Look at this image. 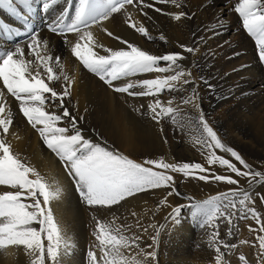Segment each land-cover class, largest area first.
<instances>
[{"label":"snow or ice","instance_id":"obj_1","mask_svg":"<svg viewBox=\"0 0 264 264\" xmlns=\"http://www.w3.org/2000/svg\"><path fill=\"white\" fill-rule=\"evenodd\" d=\"M168 4L182 9L180 0H0V9L21 17L25 28L21 33L0 24V32L9 39L22 34L27 36L23 45L0 50V84L8 96L18 102L19 113L58 159L86 206L111 210L139 193L170 189L159 201V206H165L168 197L179 195L172 173L181 174L183 178L235 186L202 201L188 197L187 207L201 228L212 229L208 243L214 247V264H229L226 255L237 249V244L225 241L219 231V221L223 219L227 221L231 235L234 217L252 219L258 225V229L249 227L250 232L258 231L256 243L251 246L258 248L257 264H264V218L255 207L256 197L264 203V194L251 188L253 184L257 188L264 187V171L254 170L236 150L226 145L200 109L193 66L182 63L189 54L196 55L198 46L180 45V52L156 55L103 27L106 21H112L121 14L128 29L154 42L156 38L150 34L149 27L145 22L134 19L129 6L147 21L153 19L146 11L148 9L176 22L193 18L184 10L171 12L157 7ZM16 5L29 16L36 11L34 5H40L39 10L48 17L45 21L47 31L62 38L71 56L83 69L112 92L132 98H151L147 100L145 111H142L144 103L139 107L130 104L134 112L141 116L149 115L156 124L167 118L177 131L195 129L199 133L195 144L201 149L209 167L195 162L168 163L163 157L144 159L141 163L109 145L99 134L96 141L86 137L79 127L84 116L73 115L66 106L74 78L64 72L61 55L52 54L50 41L30 27L27 17L21 16ZM234 11L242 21L243 30L254 40L260 62L264 63V0H239ZM94 27H99L125 47L113 49L99 43L92 31ZM69 34L74 36V40L69 39ZM159 40L167 42L163 34ZM147 74L156 75L154 78H141ZM61 78L63 90L58 91L55 84ZM199 80L211 89L206 77L199 76ZM189 85L192 87H186ZM164 93L188 94L179 95L177 103L176 95L164 102L161 99ZM181 105H191L198 115L183 113ZM13 125V112L5 100L4 91L0 90V186L10 189L0 192V250L22 247L32 257L30 264H65L66 260L74 257L77 245L56 220L51 207L53 201L63 196V187L55 179L50 182L13 151L7 140ZM213 165L236 178L210 172ZM237 178L245 179L249 187L242 186ZM181 214L182 206H173L168 219L173 225H179ZM116 219L114 217L111 223H105L93 217L95 228L92 235L98 243L91 245L87 252L88 264H152L156 261V251H146L139 243V235L125 234L131 225L116 224ZM148 227L157 230L152 244L147 245L152 249L158 243L159 228L163 226L150 224ZM148 227L143 231L147 232ZM249 243L247 240L239 241V244ZM94 249L99 250V256ZM238 259L245 261L246 257L239 255Z\"/></svg>","mask_w":264,"mask_h":264},{"label":"bare ground","instance_id":"obj_2","mask_svg":"<svg viewBox=\"0 0 264 264\" xmlns=\"http://www.w3.org/2000/svg\"><path fill=\"white\" fill-rule=\"evenodd\" d=\"M187 1L191 5H203L202 15L195 13V16L197 19L199 18L202 21L205 19L206 23L204 29H208V31L206 34L199 31H190V34L187 35L186 38L174 43V52L182 51L180 45L198 46L196 55L192 56L189 54L188 59L182 63L185 66H193V76L196 78L195 87L197 88L198 95L200 97V109L204 112L211 126L215 131H217L218 135L226 145L236 150L249 165H259V161H264V148L255 136L253 137L246 131V125L244 123H236L235 118L240 108H257L260 112H264V81L261 80L253 68L250 69L243 67L241 69H236V62L232 59L236 57L239 61L247 57V54L242 53V50L240 51V49L244 48L242 46H245L246 43L245 38L242 35V33H244L242 23H237L233 18L234 3L231 0ZM36 6L37 13L34 16L36 19L35 24L45 18L42 17V13L40 14L41 11H38L40 9V5ZM128 10L133 12L134 19L141 20L140 14L133 10L131 6H129ZM199 12L201 13V11ZM23 17H27V20H29L32 16L28 17L23 15ZM118 18L120 19V22L115 25L113 30V24L111 21H106L103 27L107 28L109 31L112 30L111 32L115 36H119L123 39L128 37L138 38L143 46L151 49L152 52L150 53L152 54H163L157 52L159 46L163 43V41L159 40V36L157 34L150 32V34L156 39L154 42L149 41L146 38L141 37L133 30L128 29L127 25L123 23V16L121 14ZM0 19L2 20L0 23L4 24L3 22L5 19H3L1 15ZM33 21L34 20L32 18V20H30V24L34 26L35 24H33ZM36 28L38 29V27ZM46 29L41 27L38 31L34 30L39 33L43 39H47L50 42H63L62 38L49 33ZM92 31L97 41L106 47H108L111 44V41L114 40L105 32L101 31L99 27H97V29L94 27ZM157 31L158 34H163L160 29H157ZM172 32L177 39H180V32L178 30L173 29ZM23 37L11 39L5 38V43L0 42V50L14 48L17 44L23 45L27 40V38L23 39ZM20 39L23 40L18 41ZM69 39L74 40V36L69 34ZM212 53H215V55ZM66 56H68V54H66ZM28 58L32 59V57ZM61 62L63 63V61ZM64 70L70 77L74 78V83L71 88V96L66 100V106L72 114H75L77 117L84 116V120L81 121L80 124L90 123L92 117L100 115L112 126L117 127L122 137L118 145L123 154L134 159L132 151L142 146L139 141L140 135L142 133H146L148 136H154V134L163 127L162 124L167 118L162 120L160 124H156L149 119L147 120L144 116H141L137 112H134L129 105L131 104L134 107H139L140 103H142V99L126 97L123 94L112 92L111 89L104 85L103 82L99 81L97 77L83 69L82 65H80L78 61H75L70 68L65 63ZM82 70L83 72L79 74ZM155 75L156 74H150V78H154ZM199 76L207 78L208 83L212 85L211 89L199 80ZM63 83L64 81L61 78V80L55 84L58 91L63 90ZM186 87L190 88L192 86L189 85ZM0 90L5 93V100L8 103V107L12 110V112H15L14 125L10 129V134L7 137V140L12 144L13 151L19 154L25 162L35 167L37 171L50 182L55 179L63 187V196L61 199L53 201L51 207L56 220L59 222L61 227L65 229L68 225L65 196H71L72 186H74L71 182V178L67 176L58 159H55L52 156L53 153H51L50 150L43 145V141L40 140L38 133L27 124L26 119L19 113L18 102H16L14 98L8 96L6 90L2 89V84H0ZM187 94L188 93H164L162 94L161 99L166 102L172 95H176L178 103L179 95ZM95 102H100L101 106H96ZM183 106L184 105L180 106L182 112L186 113L185 109L182 108ZM188 106L191 107L190 115H198L195 108L191 105ZM57 111L59 110L57 109ZM230 120L232 121L230 122ZM254 121L264 127V113L255 118ZM12 133H15V135L13 136ZM193 136V142L195 143V139L197 137L196 135ZM193 145L194 144L192 142H190V145H185V152H187L188 159H190L189 156L192 153L191 148ZM195 146V148L199 150L198 152L201 153L199 146ZM218 154L220 153L218 152ZM202 157L203 156H201V158ZM158 158L160 157L153 156L150 159ZM185 159L187 160V158ZM194 160L195 157H192L190 162H193ZM203 160L204 162L202 165L205 167L207 163L205 159ZM177 162H181V160L176 158L175 163ZM196 163L199 162L197 161ZM260 166L264 167L262 164ZM224 172L227 171L225 170ZM201 185L203 187V184ZM244 187L248 188L249 186ZM229 188L233 187L226 185V187H218L216 190L207 189L203 191V193L200 192V194L199 188L197 196H192L191 194V196L188 197H191L193 201H202L219 192L226 191ZM251 188L264 194V187L257 188V185H255L251 186ZM6 190L8 191L9 189L6 188ZM1 191L2 190L0 189V192ZM192 193H195V191ZM188 197H186L183 201L176 202L175 204V206H182V216H185L187 213L186 209L189 204ZM173 203L174 201L171 197H168V204L165 205L166 210H168V207ZM144 207L145 202L141 197L136 195L130 199L131 214L135 213V216L138 219L142 218V210ZM255 207L257 208V211L261 213V217L264 218V203L260 202L259 197H256ZM169 223H171L172 227L169 226V228L171 227L170 229L173 233L170 238H168L169 243L166 249H169L170 247L172 248V251L157 255L156 261L152 262V264H214V250L211 253L202 251L204 248L199 243L200 238L190 229L187 230L188 226L184 228L181 224L172 225V222ZM231 227L232 231L231 235H229V225L227 221L224 220L222 230H219L221 238L225 241L237 244V249L226 255L225 259L229 262V264H257L256 253L258 252V248H253L251 244L256 243L258 231H249V227L258 229L256 222L252 219H239L238 217H234L233 225ZM137 232L139 236L148 237L151 231L148 230L147 232H144L143 229H139ZM166 232L167 230L165 231V234ZM168 235L169 234H167V237ZM240 240H247L250 243L239 244ZM239 255H244L246 260L239 261ZM31 259L32 257H30L22 247H10L0 252V264H30Z\"/></svg>","mask_w":264,"mask_h":264},{"label":"rangeland","instance_id":"obj_3","mask_svg":"<svg viewBox=\"0 0 264 264\" xmlns=\"http://www.w3.org/2000/svg\"><path fill=\"white\" fill-rule=\"evenodd\" d=\"M231 1L234 3V7L239 2L238 0H231ZM149 2H151V0H149ZM180 2L182 4V10L188 12L189 15H192V17H193L192 19H182L181 21L176 22V21H172L170 17L164 16L160 13H156V12L152 11L151 9L146 10L153 17V19L151 21H147L146 18H143L140 15L141 20L143 22H145L146 25L149 27L150 32H153V33L157 34L158 36H160L161 34H158V31H157V29H160L161 32L163 33V35L166 37L167 42L163 41V43L159 46L157 52H160L163 54L168 53V52H174V46H173L174 43L177 41H181L182 39L186 38V36L190 34V31H192V32H198L199 31V32H202L203 34H206L208 31V29H204L205 23H206L205 19L202 21L199 18L197 19V17L195 16V13L202 15L203 5L202 4L191 5L187 0H180ZM63 6H64L63 2H61V7H63ZM16 7L20 11L22 17H23V15H26L28 17L32 16L31 19L28 20V23L33 30L34 29L36 30L37 29L36 27H38V29L36 31L40 30L41 27L46 29L44 21H46V19L48 17L45 16V14L40 12V14L42 13L41 14L42 17H45V18L42 21H40L39 23H37L38 24L37 25V24H35L36 19L34 17L37 13V9L32 15L29 16L21 6L16 5ZM34 7L36 8L37 6L34 5ZM69 7L71 8L70 5H69ZM157 7L162 8L164 11H171V12L180 11V9H178L175 6H172L170 4H168V5H157ZM38 11H40V10H38ZM199 11H201V13ZM8 14L9 13L6 10L0 9L1 17L3 19H5L3 23L12 27V28L16 27L15 29H18L21 33H24L25 32L24 21L22 19H20L21 17L13 16L11 14L8 15ZM6 16H7V18H6ZM118 17H120V14H117L114 21L113 20L111 21L113 24L112 30L114 29L115 25H117L120 22V19ZM32 18L34 20L33 24H35L34 25L35 27L32 24H30V20H32ZM233 18L237 23H242V21L240 20L238 15L235 13V11H234V17ZM1 21L2 20L0 19V22ZM0 24H2V23H0ZM22 29L24 32L22 31ZM96 29H97V27H96ZM173 29H176L180 32V35H179L180 39H177L173 35V32H172ZM242 35L245 38L246 45L242 46L244 48L240 49V51L242 50V53L247 54V57H245L244 59L239 60V61L237 60L236 57L232 58L236 62V69H241L243 67L250 68V69L253 68V70H255V72H257V74L261 78V80L264 81V63L260 62V60H259L258 50L255 46V42H254V40H252L247 35V33L245 31H244V33H242ZM3 36H4V34L2 32H0V42L1 43H5V38L8 39L7 36H4V37ZM18 37H23V39L27 38V36H25L23 34L20 36H12V38H18ZM23 39H20L18 41H21ZM125 40L138 45L143 50H146L148 52H152L150 48L143 46L140 43L138 38H129L128 37ZM50 47L53 48V53H52L53 55H61L63 65L66 63L67 66L70 68L75 63V61H76L75 58L71 56L70 50H68V47H66L64 45V42H61V41L50 42ZM108 47H111L113 49H119V48H122L125 46L121 45L119 43V40H112L111 44ZM66 54H68V56H66ZM56 71L59 72L60 69L57 68ZM64 72L66 73L65 70H64ZM82 72H83V70L80 71L79 74H81ZM146 77L150 78V74H147L146 76H144L142 78H146ZM139 99H142V103H145L144 109H142V111H145L146 106H147V100L151 99V98H139ZM95 105L100 107L101 103L95 102ZM182 108L185 109L186 114H190V111H191L190 106L184 105ZM263 113L264 112H260L259 109H257V108H253V109L240 108L237 115H236L235 122L236 123H238V122L244 123L246 125V131L250 135H252L253 137L255 136L259 140L261 146L264 148V127H263V125H259L258 123H256L254 121L255 118L261 116ZM73 115H75V114H73ZM143 116L147 120L149 119V120L153 121L149 115L145 114ZM13 117H15V112H13ZM231 121L232 120H230V122ZM162 126L163 127L159 131H157L154 134V136H148L146 133H142L140 135L139 141L142 144V146H140L136 150L132 151V155H133L134 160L142 163L144 159H150L151 157L156 156V157H163L165 162L175 163L176 158L178 160H181V162H190V159L192 157H195V160L193 162L196 163L198 161L199 163L203 164L204 156L200 152H198L199 151L198 149L195 148L196 144L193 142L194 140L192 138L193 135H196V137H198V135H199V133L195 129H187L185 131H177V129L172 125V123L168 119H166V121L162 124ZM79 127L84 130V134L86 137L91 138L94 141H96L98 139L97 134H99L100 136L103 137V139L105 141H107V143L109 145L113 146L115 149H117L121 152L118 144H119V141L121 140L122 137L119 133L118 128L115 126H112L109 122L105 121L100 115L92 117L90 120V123L79 124ZM232 128L234 129L233 126H232ZM165 140L167 142H165ZM189 141L194 144L193 147L191 148L192 153L189 156L190 159H188L187 152H185L186 151L185 145H187V144L190 145ZM222 155L225 156L226 154H222ZM52 156L55 159H57L54 154H52ZM201 156H203V157L201 158ZM185 158H187L188 161ZM226 158L231 159V157H229L227 155H226ZM258 163H259V165L257 164L255 166H252L253 169L256 171H264V167L260 166L261 164L264 165V161H259ZM205 167L207 168L209 166L206 164ZM209 171L214 172L216 174L232 175L233 178H236L234 176V174L224 172L225 169H222L217 165L211 166L209 168ZM172 175L174 176V179H175V187L177 189V192L179 193V195L174 194L173 196H171V199L174 201V203L171 205L172 207L175 206L176 202H180V201L185 200L186 197L191 196V194H192V196H197V194H198L197 191L199 188H200L199 189V194H200V192L203 193V191H205L207 189L216 190V189H218V187L219 188L220 187H226V185H227L224 183L214 182V181L204 182V181L196 180L195 178H192V177L183 178L182 175L178 174V173H172ZM237 179L240 180V184L242 186H249L246 183L245 179H243V178H237ZM199 182H200V184H199ZM208 183H210L211 185ZM201 184H203V187ZM207 184H208V186H207ZM228 186L229 187H235V186H230V185H228ZM252 186H255V184H253ZM209 187H211V188H209ZM3 188L5 189V191H7L5 187L1 186L0 187V189L2 190L1 192L4 191ZM169 190L170 189L149 190L147 192L137 194V196L141 197L143 199V201L145 202V207L142 210L143 216L141 219H138L136 216H133V214H131L130 199L132 197L128 198L126 201H122L120 205L113 206V208L111 210L89 208L88 206H86L84 203L81 202L78 194L75 191L74 186H72V190H71V192H72L71 196L72 197L71 196H67V197L65 196L67 216H68V225L65 227V231L67 234H70L74 238L77 247L75 249L74 257H71L67 261H65V264H88L87 252H88L91 245L98 243L95 241V238L92 235V232L95 228V221L93 220L94 216L97 219H99L105 223H111L113 221V218L116 217L117 218L115 221L116 224L125 225L126 227L128 225H131V227L128 228L127 232L125 233L126 235H130V236L133 234L138 235L137 231L139 229H144L145 227H148V225H150V224L158 225V226L162 225L164 227H161V229L159 228L160 232H159V235L157 236L158 243L156 245H154L152 249L147 248V245L152 244V237L156 236V234H157V230L154 228L148 227V230L151 231L150 234L148 235V237L140 236L141 239H140L139 243L143 247H145L146 251L155 250L157 255H161L162 253L164 254L166 252L172 251V248H170V247H169V249H166V247L168 246V243H169L168 238H170L171 234L173 233L170 229L172 227L171 223H169V222H171V220L168 219V217L171 213L172 207L169 206L168 210H166L165 206H163V207L159 206V201L167 195V192ZM194 191H195V193H192ZM186 212L187 213L185 214V216H182V214H181V217H180L181 223L180 224L184 228H186L188 226L187 230L190 229L192 232H194L195 235H197L200 238L199 243L204 248V250H202V251H204V252L206 251L208 253H211L214 250V247H212V246L210 247L208 241H209V233L212 231V229L211 228H201L194 221L193 217L190 216L191 210H189V207H187ZM137 221H139V226H137ZM166 223H168V224H166ZM219 223H220L219 224L220 225L219 230L220 229L222 230L224 220L223 219L220 220ZM165 225H168V226H165ZM169 226H171V227L169 228ZM164 228L167 230L166 234H165L166 230ZM167 234H169L168 237H167ZM160 239H162V240H160ZM96 250L98 253L97 255L99 256V250L98 249H96ZM2 251H4V250H0V252H2Z\"/></svg>","mask_w":264,"mask_h":264}]
</instances>
